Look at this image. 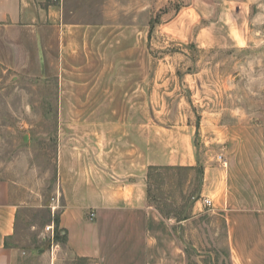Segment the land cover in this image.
Returning <instances> with one entry per match:
<instances>
[{
    "label": "rangeland",
    "instance_id": "rangeland-1",
    "mask_svg": "<svg viewBox=\"0 0 264 264\" xmlns=\"http://www.w3.org/2000/svg\"><path fill=\"white\" fill-rule=\"evenodd\" d=\"M192 1L76 12L73 21L94 29L83 27L65 49L55 42L58 14L48 11L57 0H47L38 35L0 44V178L20 201L16 240L25 251L52 250L47 225L63 205L59 152H127L133 142L141 152H179L191 137L264 204V0H216V12H195ZM96 99L104 103L88 106ZM198 176L156 166L150 202L172 218L188 264H231L225 212L202 195L193 202ZM64 255L61 264H86Z\"/></svg>",
    "mask_w": 264,
    "mask_h": 264
},
{
    "label": "crops",
    "instance_id": "crops-1",
    "mask_svg": "<svg viewBox=\"0 0 264 264\" xmlns=\"http://www.w3.org/2000/svg\"><path fill=\"white\" fill-rule=\"evenodd\" d=\"M46 1L0 0V44H24L30 35H38L37 14L46 11ZM192 2L195 12L206 7L216 12V0ZM141 6V0H57L48 5L61 21L55 42L67 49L83 27L94 29L73 21L76 12L139 13ZM88 103L93 107L104 102ZM132 135L138 139L139 124ZM218 156L196 152L191 137L179 152H141L137 142L127 152H59L62 237L55 238L54 221L52 250L36 253L25 251L16 240L21 204L10 182L0 178V264H61L64 254L68 261L86 264H188L172 218L150 202L149 170L162 165L195 169L200 175L202 197L212 200L214 210L225 212L231 264H264L263 201L233 186L231 172L225 175ZM200 207L198 201L193 209Z\"/></svg>",
    "mask_w": 264,
    "mask_h": 264
},
{
    "label": "built area",
    "instance_id": "built-area-1",
    "mask_svg": "<svg viewBox=\"0 0 264 264\" xmlns=\"http://www.w3.org/2000/svg\"><path fill=\"white\" fill-rule=\"evenodd\" d=\"M204 203L207 206H212V200L210 198H204ZM94 216H95L94 213L90 214L91 218H94ZM47 230L50 231L54 236V231H55L54 223L47 225Z\"/></svg>",
    "mask_w": 264,
    "mask_h": 264
},
{
    "label": "trees",
    "instance_id": "trees-1",
    "mask_svg": "<svg viewBox=\"0 0 264 264\" xmlns=\"http://www.w3.org/2000/svg\"><path fill=\"white\" fill-rule=\"evenodd\" d=\"M156 169V166H152V167H150V170H149V174H148V177L150 178L151 177V171L152 170H155ZM200 170V169H199ZM200 176V175H199ZM198 176V177H199ZM149 196H150V190H149ZM55 222H56V234H55V238L56 239H61V237H62V234H61V230H59L58 229V218H57V220H55Z\"/></svg>",
    "mask_w": 264,
    "mask_h": 264
},
{
    "label": "water",
    "instance_id": "water-1",
    "mask_svg": "<svg viewBox=\"0 0 264 264\" xmlns=\"http://www.w3.org/2000/svg\"><path fill=\"white\" fill-rule=\"evenodd\" d=\"M200 195H201V188H200V191L197 193V195L194 197L193 202H195L196 200H198V198L200 197ZM191 204H192V202H190V203L187 205L186 209H185V212H184V214H183V218H184V219L186 218L187 212H188V210H189Z\"/></svg>",
    "mask_w": 264,
    "mask_h": 264
}]
</instances>
